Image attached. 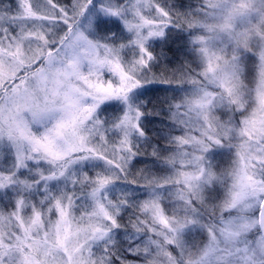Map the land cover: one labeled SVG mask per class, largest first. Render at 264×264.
I'll return each mask as SVG.
<instances>
[{"label":"rangeland","instance_id":"1","mask_svg":"<svg viewBox=\"0 0 264 264\" xmlns=\"http://www.w3.org/2000/svg\"><path fill=\"white\" fill-rule=\"evenodd\" d=\"M195 1L196 4L190 5L187 13L194 15L192 24L204 30L203 35L191 39L196 45L200 69L197 77L192 79L196 85L186 88L178 102L184 107H174L171 114V119L176 123L179 133L175 139L171 138L170 144L174 145V148L166 159L165 179L162 178L158 184H163L164 187L156 189L165 197L164 203L169 209L166 216L161 212V218L172 219L171 210L175 206L179 209L176 218L191 219L194 216L192 206L177 204L178 197L182 195L187 201L188 194L191 193L192 198L197 202L195 208L199 215L195 216L196 225L189 224L181 234L183 250L181 251L180 248L176 250L181 253L179 258L183 259L184 264H197L208 245L214 240L219 241L217 247L222 249L214 259L224 258L227 264H260V261H264V242L259 239L261 234L257 230L255 193L264 191V185L260 183L259 163L264 159V152L261 151L264 141L258 134L259 125L252 120V116L259 112L260 102L264 100V76L257 75V67L264 68V0H230L229 10L235 13L231 22L219 16L209 18L213 13L208 9V0ZM9 2L14 5L15 0ZM60 2L69 7L73 4V0H60ZM134 4L135 0H129V5ZM107 7L119 11L113 0H76V12L83 13L76 15V20L79 21L77 27L83 36L91 41L90 51L93 58L98 55L100 59L105 58V49L103 47L97 49L96 45L107 44L119 49V46L124 44L126 47L119 50V55L125 61H130L139 53L135 45L128 44L129 40L146 37L143 43L149 50L151 43L164 36L147 35L146 26L140 27L137 34L136 20L128 11V5L120 16L112 17V19L128 17L127 24L132 25L130 31L129 27L122 24L124 31L117 39H113L107 32L101 34L95 27H85V24L97 16L107 20L108 13L105 11ZM168 27L169 25L164 26V34ZM234 57H239L235 62L240 85L239 106L242 107L244 102H248V113L246 116L236 115L231 123H227L235 111V108L229 111L230 106L227 103L220 106L217 101L214 109L197 110L192 102L204 91L212 97L227 96L228 85L221 84L219 73L217 79L213 80L212 69L226 65L231 70ZM250 58L256 61L253 76L251 74L248 76L245 72V66L251 71ZM28 59L26 57V60ZM15 66V62L12 65H3L0 67V76L9 78ZM87 70L88 62L85 60L82 71L87 72ZM138 78L141 82L149 79V72L140 74ZM37 87L39 85L33 82L29 92H34ZM141 89L133 88L128 93L134 106L140 107L137 101ZM11 95L12 93H5V100L0 102V236L10 230V225L13 223L9 219V212L14 203L19 212L27 204L39 205L41 200H64L65 209L77 218L83 213H89L92 215L93 223L98 222L101 226L108 224V220L103 217L111 211L112 205L125 199L122 193L127 191V186L120 181L128 172L134 156L125 152L122 140L125 138V133L129 132L127 140L130 141L129 146L134 153L133 143L139 139L140 134L131 127L133 122L129 121L127 128L120 127L113 130V132L119 131V135L109 132L106 142L101 138L103 132L101 129L95 138L89 136L87 145L79 141L65 144L64 140H60L54 149L56 156L38 158L41 153L32 151L33 138L43 136L47 129L55 125L56 119L49 117L40 124L35 123L26 108L17 115L18 107L22 108V99L17 96L13 102H9L8 97ZM85 99L88 104L92 102L90 96ZM253 100L256 103H252ZM105 103L111 104L114 108L115 104H121V107L115 108L116 111L110 107L108 112L100 114L101 120L111 122L122 115L125 106L120 101H101L100 106ZM245 119L248 120L247 126L242 122ZM21 122L27 126L26 130ZM85 124L89 128L93 127L91 118L85 121ZM28 133H31V136ZM83 147L94 148L114 163L108 164L100 156L81 151ZM117 164L123 165V171L116 167ZM98 175L108 177L109 182L100 187L95 182ZM239 176L244 177L250 195L248 199L236 205L231 213L221 217L220 212L232 206V194L237 191L233 186ZM213 188L222 192L218 207L216 202L212 203L213 200H217L216 193L211 191ZM151 191V187L144 191L142 201L154 199V196L150 195ZM205 196L214 199L205 202ZM214 204L217 209L215 211H213ZM186 207L187 211H185ZM73 208L74 212H72ZM124 209L125 205L122 206V211ZM122 211L117 215L120 216ZM140 217H142L141 221H145L144 215L141 214ZM213 218L218 221L234 218V223L227 230H222L220 224L212 222ZM88 219L86 215L84 222L77 227L75 223L71 226L65 223L64 216L60 219L53 217L52 223L45 231L38 212L35 215L26 214L22 222L20 216H16V221L20 222L25 237L30 235V230L36 232L37 227L39 228V232H36L31 240L21 241L29 244L30 251L27 255L37 260V264H83L86 257L81 256L80 248L87 231ZM152 226L150 218L142 225L146 229H151ZM211 228L216 229L217 235L214 236L211 231L205 232V229ZM228 231L233 235L229 236ZM117 234L118 230L112 229L103 239H93L88 243L99 255L100 247L105 240L122 245L123 237L117 242ZM134 236L139 237L136 243L143 250L140 242L144 240V234L134 233ZM149 236L156 240L160 247L155 248L146 258L141 256L137 260H128L129 264H176L178 258L176 253L168 249L162 239L157 238L155 231L150 232Z\"/></svg>","mask_w":264,"mask_h":264},{"label":"snow or ice","instance_id":"2","mask_svg":"<svg viewBox=\"0 0 264 264\" xmlns=\"http://www.w3.org/2000/svg\"><path fill=\"white\" fill-rule=\"evenodd\" d=\"M119 11H114L111 7L105 8L108 13L107 20H102L99 16L93 18L89 23L85 24L86 28L95 27L101 31L110 33L113 37L117 32L122 33L124 28L122 24L129 27L130 31L132 25L127 24L128 17L122 19H112L114 16H120L125 6L128 5V11L136 20V30L139 34L140 27H147L149 36H163V28L166 25H174L180 27L181 13L176 12L175 15H170L171 8L163 5L159 0H135L134 5H129V0H113ZM145 5L141 7L140 5ZM171 5V0H169ZM208 9L213 13L209 18H220L231 22L235 13L230 12V0H208ZM83 13L76 12V0L69 7L60 2V0H15V3H10L9 0H0V67L5 64L12 65L15 62V67L11 70L9 78L0 76V102L5 100V93H12L8 97L9 102H13L15 97L20 96L22 99V108H26L32 116L35 123H42L49 117L56 119L53 127L46 130L43 136L33 138L32 151L41 153L38 158L47 156H56L54 149L57 142L64 140L65 144H71L79 141L83 145L89 143V136L96 137L97 132L103 129L101 138L106 142L109 132L120 127H128L129 121H132L131 127L135 128L140 135L145 134V130L140 127L139 120L143 116V111L138 105L134 106L131 97L128 95L133 88H147L152 87L154 91L167 90L173 81L168 79H153L149 78L141 82L138 78L140 74L149 72L151 70V61L154 59L151 52L147 49L143 40L146 37H141L136 40H129L128 44L135 45L138 49L139 55H134L130 61H125L119 55V50H122L126 45L121 44L119 49L110 47L109 45H96L97 49L103 47L105 49V58L100 59L99 55L93 58L90 48L91 41L87 40L81 31L78 29L79 21L76 20V15ZM108 23L112 28L107 27ZM188 27H194L189 22ZM113 28L116 32H113ZM14 29V30H13ZM211 30V29H210ZM107 40L108 37L106 36ZM115 53V55H114ZM26 57L29 58L26 60ZM88 62L87 72L82 71L84 62ZM239 57L233 58L232 69L229 70L227 66H216L212 69L213 80L219 79L221 84L228 85L227 96L212 97L208 92L204 91L202 95L192 102L193 107L197 110L214 109V106H222L227 103L229 111L235 108L233 117L227 121L231 123L236 115L246 116L248 113V102L241 104V96L239 93V82L237 79L238 73L235 70V62ZM106 69V71H104ZM257 75L264 76V68L257 67ZM36 82L39 87L34 92H29V88ZM77 85L78 87H73ZM91 97L92 102L87 103L86 97ZM118 100L125 107L122 115L117 117L115 121L101 120L100 114L108 112L111 104L105 103L100 106L101 101ZM252 103H256L255 100ZM259 112L254 113L252 120L259 125L258 134L262 141H264V100L260 102ZM115 108L121 107V104H115ZM171 107L183 108L184 105L177 103ZM95 114V115H93ZM93 127L89 128L85 121L90 120ZM246 126L248 120L242 121ZM23 125V122H21ZM25 130L26 125H23ZM195 131L194 129H190ZM85 133L87 135H85ZM119 135V131L113 132ZM122 140V145L125 152L131 156L138 155L132 152L129 146L130 141L127 140V135ZM31 136V133H28ZM219 143V141H217ZM81 151L100 156L106 163L112 164L107 156L97 152L94 148L83 147ZM261 151L264 152V146ZM155 156L156 153L153 152ZM86 158V157H81ZM127 159V158H125ZM261 165V185H264V159L259 161ZM117 168L123 171V165L117 164ZM39 171V170H38ZM87 177V174H85ZM95 182L103 187L109 182L108 177L97 176ZM133 185L137 184L136 180H132ZM144 187H151V196L154 199L140 201L139 203H129L127 199H122L111 206V211L103 218L108 220V224L101 226L98 222H92V215L83 213L79 218L74 214L69 213L65 209L64 200H41L40 204H27L17 211L16 204H13L12 210L9 212V219L13 221L10 225V230H7L4 235L0 236V264H37V260L32 259L27 255L30 248L29 244L21 241L31 238L39 232L37 227L36 232H31L28 237H25L21 228L20 222L26 214L35 215L37 212L40 215L41 223L44 225L45 231L53 217L60 219L65 217V223L70 226L75 223L79 227L88 216L87 231L81 244L80 254L86 257L83 264H129L124 257L117 255L119 251L116 242L105 240L100 247L99 255L88 241L93 239H103L112 229L123 232V240L127 243V248L124 249L128 256L148 257L155 250L160 247L156 240L150 238L149 233L155 231L158 239H162L165 246L176 253L178 257L176 264H184L183 259H180V252L178 248L183 250V241L181 234L185 228L191 224L196 225L195 216L199 215L196 210V200L192 198V194H188V199L185 201L183 196L177 198V204H186L192 206L194 216L191 219L187 217L184 220L176 218V213L179 211L177 207L172 208L173 218H161V212L164 216L167 215L169 209L164 203L165 197L157 192V188H163L160 184L152 186L151 184ZM182 187V186H181ZM237 189L232 194V206L220 212V216H225L226 213H231L236 205L248 199L250 190L245 183L244 177L239 176L236 184L233 186ZM216 193L215 198L221 196V190L217 188L211 189ZM125 197L129 193L124 194ZM256 209L255 215L264 218V191L255 193ZM70 199V198H69ZM212 197L205 196L204 201L207 202ZM137 208L142 215L145 216V221H133L131 223L132 231L123 230L119 224V216L122 211V206ZM71 208V204H69ZM187 207L185 211H187ZM215 211V204L213 205ZM74 212V208L72 209ZM47 213V219H45ZM19 215L21 221H16V216ZM152 220V228L146 229L142 225L147 219ZM214 224H220L222 230H227L234 223V218L227 221H218L213 218ZM162 227V230H161ZM257 230L260 231V226L257 225ZM211 231L215 236L217 231L215 228L205 229V232ZM134 233H143L144 240L136 243L139 239L134 236ZM229 236L233 235L228 231ZM260 240H264V234L260 235ZM219 241H212L204 254L201 256L197 264H227L226 259H214L218 252L222 251L217 247ZM7 257V259H6ZM264 264V261H260Z\"/></svg>","mask_w":264,"mask_h":264},{"label":"trees","instance_id":"3","mask_svg":"<svg viewBox=\"0 0 264 264\" xmlns=\"http://www.w3.org/2000/svg\"><path fill=\"white\" fill-rule=\"evenodd\" d=\"M163 5L171 8L170 15H175L176 12L181 13L180 27H175L170 24L166 29L165 34L160 39L151 43L149 51L152 57V66L149 71L150 78L153 79H168L173 81L167 90L154 91L152 87L142 88L138 98L140 109L143 111V116L140 118L139 124L145 130L144 135H140L139 139L133 143V151L138 155L134 156L128 172L124 174L121 183L127 186V191L122 194L129 193L125 197L129 203H139L144 198V191L150 187H144L151 184L157 186L167 172L166 159L171 153L174 145L170 144L171 138L175 139L178 128L176 123L171 119V114L186 90L191 86H195L193 78L197 77L200 69L196 45L191 39L195 36H201L204 33L200 28L188 27V23L194 20V15L187 13L190 5H195V0H159ZM110 25V26H109ZM107 27L112 28L109 24ZM100 31L103 34L105 31ZM117 30L113 28V32ZM105 34V33H104ZM109 34V33H108ZM112 36V35H111ZM120 32H117L113 39H117ZM255 62L250 58L251 71L245 66V72L254 74ZM113 110H115L114 106ZM112 121V120H111ZM153 152L156 155H153ZM132 180H136L137 184L133 185ZM222 195V192H221ZM222 196L213 200L212 203L221 200ZM218 207V206H217ZM205 210V209H204ZM217 210V209H215ZM140 211L135 207L125 205V209L119 216V224L123 230L131 231V223L133 221H141ZM117 242L123 237V232L118 231ZM118 245V244H117ZM127 243L123 242L118 245L119 251L117 255L124 257L126 261L137 260V256H128L124 249L127 248Z\"/></svg>","mask_w":264,"mask_h":264},{"label":"water","instance_id":"4","mask_svg":"<svg viewBox=\"0 0 264 264\" xmlns=\"http://www.w3.org/2000/svg\"><path fill=\"white\" fill-rule=\"evenodd\" d=\"M258 225L260 226V234H264V218L258 217Z\"/></svg>","mask_w":264,"mask_h":264}]
</instances>
